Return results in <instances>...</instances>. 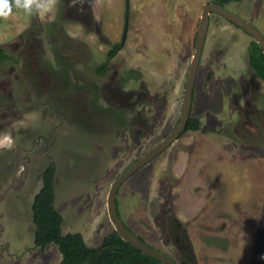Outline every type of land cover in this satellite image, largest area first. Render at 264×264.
<instances>
[{"label":"rangeland","instance_id":"1","mask_svg":"<svg viewBox=\"0 0 264 264\" xmlns=\"http://www.w3.org/2000/svg\"><path fill=\"white\" fill-rule=\"evenodd\" d=\"M211 1L131 0L128 49L99 76L97 65L122 39L126 0H53L44 16L27 15L8 0L12 10L0 15V47L23 56L31 74L21 84L11 66H0V264H60L56 244L41 251L34 243L32 205L51 162L57 166L55 206L63 232L82 233L89 246H99L114 230L109 189L177 126L201 11ZM240 6L264 31V0ZM233 29L211 15L192 107L201 129L184 133L117 194L126 225L177 260L185 258L182 251L189 253L180 239L186 233L198 264H264V84L263 92H255L258 76L248 62L253 38L237 28L236 40ZM212 46L231 47L236 66L230 59L221 60L219 69L209 65ZM127 60L145 73L149 99L138 107L145 133L140 137L121 127L100 90L115 73L125 75ZM130 82L124 90L139 87ZM172 218L178 229L172 230ZM172 231L179 233L181 249Z\"/></svg>","mask_w":264,"mask_h":264},{"label":"trees","instance_id":"2","mask_svg":"<svg viewBox=\"0 0 264 264\" xmlns=\"http://www.w3.org/2000/svg\"><path fill=\"white\" fill-rule=\"evenodd\" d=\"M5 56H7L5 50L0 48V57ZM109 56L110 58L113 56L112 51ZM248 61L251 69L264 79V51L255 41L251 45ZM107 66V63H104L100 67V72H104ZM201 126L199 118L191 117L186 132L198 131ZM56 171V164L51 162L43 172V185L33 201L32 213L36 228L34 234L36 247L44 251L49 244H56L62 255L60 264H84L88 261L90 264H165L124 241L115 230L108 233L99 246H89L82 233L65 234L63 232V215L55 206ZM116 204L118 209V200ZM118 213L120 215L119 210ZM129 230L134 233L131 228ZM138 237L146 242L141 236ZM179 264H188V262L184 260Z\"/></svg>","mask_w":264,"mask_h":264},{"label":"flooded vegetation","instance_id":"3","mask_svg":"<svg viewBox=\"0 0 264 264\" xmlns=\"http://www.w3.org/2000/svg\"><path fill=\"white\" fill-rule=\"evenodd\" d=\"M130 1L131 0H126V8H125V11H124V16L126 15V21L130 19V25H131V14L133 16V13L134 12L131 13L132 12L131 11L132 9L130 7ZM211 2L217 3V4L225 7L226 9L232 11L233 13L239 15L240 17L244 18L245 20H247L248 22H250L251 24H253L254 26H256L260 30V32L264 35V31L255 22H253L252 20L250 21L249 19H247L246 17H244L242 15V13H241V9L242 8H241L240 4L243 2V0H213ZM212 14H216V13H212ZM216 15H218V14H216ZM218 16H220V15H218ZM76 17H78V15H76ZM222 18H224V17H222ZM224 19H226V18H224ZM226 20L229 23L233 24V26L235 27V29H233V31H231V33L233 34V36H234V38L236 40L239 39V34H240L238 32L237 28L241 31V34L244 33V34L249 35V36H251L253 38V36L251 34H249L246 30H244L242 27H240L239 25H237V24L229 21L228 19H226ZM210 25H211V18H210ZM130 29H131V27L128 26L127 32L125 34V37H124V33H125V29H124V31L122 32V37H121L122 39H121V41H119L118 43L117 42H113L111 44L112 47L110 48V51L108 52L106 59H104L103 61H101L97 65L96 72H97V74L99 76L106 75L108 73V71L110 69V66H111V64H110L111 63V60L114 58V56H116L125 47L126 41H128V38H129ZM50 32L51 33L56 32V25L55 24H52V26L50 27ZM94 32L97 33L100 38H102L101 28L99 26H97L95 28ZM150 39H152V38H150ZM142 41L145 44V42H146V36H144V38H143ZM221 41H224V39H222ZM253 41L257 42L254 38H253ZM253 41L249 45V49H248V59H249V51H250V48H251V45H252ZM205 45H206V43H205ZM126 46H127V49H128V45H126ZM0 48H2V47H0ZM205 49H206V47L204 46V50H203L202 58H201V62H200V67H199V70H198L197 79H196V83H195V87H194L193 105H194V102H195V88H196V85H197V83L199 81L202 62H204V59H205L204 58V51H205ZM111 51L113 52V56L110 58L109 54L111 53ZM241 53H242V51H241ZM6 54H7V56H5L3 58L0 57V66H6V67H10L11 66L12 67V73L11 74L14 75V78L15 79H17V80H20L21 79V84H23L24 81L26 80V78L29 76V74H31L29 72L28 68H27L28 66H26V60H25V58L23 56H20V55H17V54L12 55V54H8L7 52H6ZM225 59L226 60L227 59H230L231 60V64L233 63L230 67L236 66V63H237L236 55H234V54L232 55L231 47L227 48L226 50L221 47V50L220 51H217L215 49V47H213V46L211 47V54H210V58L208 59L209 65H212L213 66L216 63L218 65L217 67L219 69V67H220V61L221 60L222 61H225ZM56 60H58V62L60 63V65L63 66V67H65L67 65V63H65V61L62 62L63 58L56 57ZM104 63H107L108 66L106 67V70L104 72H100V67ZM125 63L127 65V69L125 70V75H124V72L123 73H117V74L115 73V75H113L109 79L110 82L109 83H106L105 82L104 85L101 87L100 90H101V93H102V98L104 96V99H105L104 101H106V103H108L109 107L114 108L113 106H115V109H113L111 111H113V112H116L117 111V116L119 117L118 122L121 125V127L123 129L124 128H127V130H129V132H131V137H136V136L137 137H140V136H144L145 133L143 132L144 127H142L141 120H138V116H140V117L142 116V112L141 111H143V110H139L138 107L139 106H144L143 100H145V98H148L149 99L148 94L143 89V88H145V84H144L145 83L144 82V80H145V73H144L143 69L140 68V67L137 70L133 69V67H131L130 64H127L128 63V60ZM226 63L228 64L227 61H226ZM250 69H251V67H250ZM212 70L213 69H210V72ZM253 72L255 73V71H253ZM133 73L135 75L137 74L138 76H135ZM235 74H237L239 77L241 76L239 78L240 80L245 81V80H243L244 73H243V70L242 69H238V71L235 72ZM256 76H258V77L252 83L253 88L256 89L255 92H258V91H262L263 92V90H262V84H264V79L262 77H260L258 74H256ZM11 81L12 80H7L6 82H7L8 85H10L11 84ZM130 81H134V82L136 81L135 85H137V86L139 85V87L138 88H130L128 90H124L123 89L124 84L125 83H128ZM258 81H259V83H258ZM260 81L262 82V84L260 83ZM133 83L130 82V85L133 84ZM185 83H186V81H185ZM106 90L108 92L107 94H106ZM99 106H100V104H99ZM185 133H186V131H185ZM139 170H141V168ZM181 238H183V235L180 236V239ZM146 243H148V242H146ZM149 245H151V244H149ZM152 247H154V246H152ZM165 253L168 254L167 252H165ZM168 255H170V254H168ZM173 258H175V257H173ZM177 261H178V263H180L181 261H184V260L182 259V260H177Z\"/></svg>","mask_w":264,"mask_h":264},{"label":"water","instance_id":"4","mask_svg":"<svg viewBox=\"0 0 264 264\" xmlns=\"http://www.w3.org/2000/svg\"><path fill=\"white\" fill-rule=\"evenodd\" d=\"M212 13H216L242 27L244 30H246L249 34L253 36V38L260 44L261 48L264 50V35L260 32V30L256 26H254L244 18L240 17L239 15L233 13L232 11L226 9L225 7L217 3L210 2L204 4L201 11L200 21L196 34L194 53L189 63L185 89L182 98L181 115L177 126L175 127L172 133H170L164 139H162L152 150H150L142 157H140L138 160L130 164L114 180V182L112 183L109 189L107 196L108 217L114 227V230L121 236V238L124 241L129 242L137 249L142 251L144 254L149 255L165 264H179V263L172 256L142 241L135 233L129 230V228L124 223V221L122 220L121 216L118 213L117 204H116L117 194L122 184L128 178H130L133 174H135L140 168L149 164L152 160H154L157 156H159L163 151H165L169 146H171L176 140H178L185 133L189 120L192 117L194 87L197 79L198 70L200 67L202 53L209 33L210 18ZM127 29H128V20L125 26L124 37L127 32ZM170 223L172 224V230L174 228L178 229L180 224L177 218L170 219ZM173 235H174L175 243L177 244L178 248L181 249L182 246L181 243L176 242L177 235H179V233L177 232L175 233L172 231V236ZM181 239L184 240V242H187L188 246L190 247V250H188L189 253L187 255L185 254L184 251H182V254L185 257L183 260L188 262V264H198L195 261L193 254V247L188 235L185 233V236L183 235V238ZM84 264H90V261Z\"/></svg>","mask_w":264,"mask_h":264},{"label":"clouds","instance_id":"5","mask_svg":"<svg viewBox=\"0 0 264 264\" xmlns=\"http://www.w3.org/2000/svg\"><path fill=\"white\" fill-rule=\"evenodd\" d=\"M14 6L27 15L44 16L52 10L53 0H14ZM11 10L8 0H0V15L6 17Z\"/></svg>","mask_w":264,"mask_h":264}]
</instances>
